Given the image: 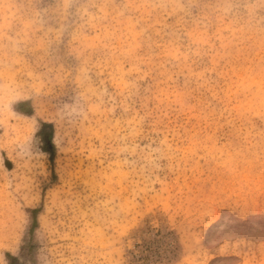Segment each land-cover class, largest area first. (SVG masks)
<instances>
[{"label": "rangeland", "instance_id": "1", "mask_svg": "<svg viewBox=\"0 0 264 264\" xmlns=\"http://www.w3.org/2000/svg\"><path fill=\"white\" fill-rule=\"evenodd\" d=\"M0 264H264V0H0Z\"/></svg>", "mask_w": 264, "mask_h": 264}, {"label": "trees", "instance_id": "2", "mask_svg": "<svg viewBox=\"0 0 264 264\" xmlns=\"http://www.w3.org/2000/svg\"><path fill=\"white\" fill-rule=\"evenodd\" d=\"M41 126H42V128H47L48 129V131L46 132V134L45 135L43 134V137H44L43 139L46 142H48L50 140V137H51L52 124L49 123V122H42L41 123Z\"/></svg>", "mask_w": 264, "mask_h": 264}]
</instances>
